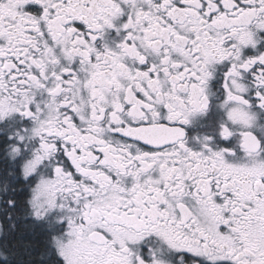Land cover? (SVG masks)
I'll list each match as a JSON object with an SVG mask.
<instances>
[{"label": "snow or ice", "instance_id": "snow-or-ice-1", "mask_svg": "<svg viewBox=\"0 0 264 264\" xmlns=\"http://www.w3.org/2000/svg\"><path fill=\"white\" fill-rule=\"evenodd\" d=\"M0 264H264V0H0Z\"/></svg>", "mask_w": 264, "mask_h": 264}]
</instances>
